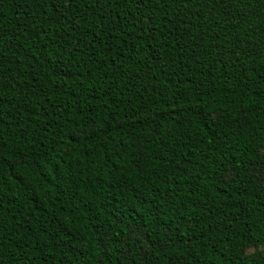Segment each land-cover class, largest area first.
Returning a JSON list of instances; mask_svg holds the SVG:
<instances>
[{
  "label": "trees",
  "instance_id": "16d2710c",
  "mask_svg": "<svg viewBox=\"0 0 264 264\" xmlns=\"http://www.w3.org/2000/svg\"><path fill=\"white\" fill-rule=\"evenodd\" d=\"M0 264H264V0H0Z\"/></svg>",
  "mask_w": 264,
  "mask_h": 264
},
{
  "label": "rangeland",
  "instance_id": "374dc122",
  "mask_svg": "<svg viewBox=\"0 0 264 264\" xmlns=\"http://www.w3.org/2000/svg\"><path fill=\"white\" fill-rule=\"evenodd\" d=\"M259 251H262V249L261 248H248L245 251V255L250 256V255L254 254L255 252H259Z\"/></svg>",
  "mask_w": 264,
  "mask_h": 264
},
{
  "label": "snow or ice",
  "instance_id": "6c2138e0",
  "mask_svg": "<svg viewBox=\"0 0 264 264\" xmlns=\"http://www.w3.org/2000/svg\"><path fill=\"white\" fill-rule=\"evenodd\" d=\"M141 3H143V0H141Z\"/></svg>",
  "mask_w": 264,
  "mask_h": 264
}]
</instances>
